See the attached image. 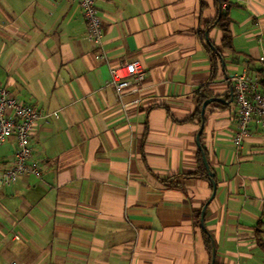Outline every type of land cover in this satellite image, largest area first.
Returning <instances> with one entry per match:
<instances>
[{
    "label": "crops",
    "instance_id": "obj_1",
    "mask_svg": "<svg viewBox=\"0 0 264 264\" xmlns=\"http://www.w3.org/2000/svg\"><path fill=\"white\" fill-rule=\"evenodd\" d=\"M95 3L101 47L76 2L0 0V83L51 113L30 133L40 175L0 192V264H210L198 92L228 100V77L264 68V0H231V49L209 25L216 0ZM205 31L224 67L219 57L214 70ZM135 59L146 77L118 99L109 68ZM237 122L233 100L206 107L216 192L204 223L214 264H264V129L251 121L237 149ZM14 149L1 147L5 163Z\"/></svg>",
    "mask_w": 264,
    "mask_h": 264
},
{
    "label": "built area",
    "instance_id": "obj_2",
    "mask_svg": "<svg viewBox=\"0 0 264 264\" xmlns=\"http://www.w3.org/2000/svg\"><path fill=\"white\" fill-rule=\"evenodd\" d=\"M76 2L86 22V38L98 46L103 44L101 17L95 0H56ZM97 59L106 58L102 52ZM110 84L115 96L121 99L132 87L139 88L146 77L142 61L135 59L109 68ZM232 85L233 101L238 110L237 128L232 141L238 149L248 135V126L255 121L264 129V68L260 73H251L247 68L228 78ZM51 113L42 112L32 105L20 101L0 83V149L14 139L15 149L11 161L5 163L0 156V192L10 188L22 175H40L39 166L32 162L30 133L33 126ZM18 239V236H15Z\"/></svg>",
    "mask_w": 264,
    "mask_h": 264
},
{
    "label": "trees",
    "instance_id": "obj_3",
    "mask_svg": "<svg viewBox=\"0 0 264 264\" xmlns=\"http://www.w3.org/2000/svg\"><path fill=\"white\" fill-rule=\"evenodd\" d=\"M231 5V0H216V6H217V10L219 9V7L221 8V12L220 15H217V17L214 19V21H212L211 23H209V25L213 24L215 21V26L220 29V31L222 32V39H221V44L224 48L227 49H231L232 47V32L230 29V24H231V18L229 17V7ZM208 25V26H209ZM203 35V34H202ZM203 37V36H201ZM205 48L207 49V51L210 53L212 59H213V66H214V70L216 68V66L218 65L219 62V55L218 53H220L219 49H211V47L205 42ZM198 101H197V108L195 111V117L200 119V107L202 102L209 98L212 97V95L208 92V91H199L198 92ZM198 163H199V167L204 171L205 173V167L203 165L202 162V158H201V152L200 150L198 151ZM206 174V173H205ZM196 175V173H193L191 176ZM170 179H166L163 180L162 182H168ZM204 235V239H205V243L207 245V248L209 250H211V240L210 237L206 234L203 233Z\"/></svg>",
    "mask_w": 264,
    "mask_h": 264
},
{
    "label": "water",
    "instance_id": "obj_4",
    "mask_svg": "<svg viewBox=\"0 0 264 264\" xmlns=\"http://www.w3.org/2000/svg\"><path fill=\"white\" fill-rule=\"evenodd\" d=\"M220 12H221V8L219 7L218 15H220ZM215 23H216V21H215ZM205 39H206V43L211 47V49L215 50V47L212 45V43L210 42V40L208 38V31H205ZM218 55L220 57L221 64L224 67V65H225L224 59L222 58L220 53H218ZM229 96H230V98L228 100L223 99L221 97L212 96V97H209V98L205 99L202 102L201 107H200V127H199V130H198L197 134H196V143H197V146H198V148H199V150L201 152L202 162H203V165L205 167L206 174L208 176L210 184L212 186V193H211L210 197L208 198V200L205 202L204 206L201 209V213H200V226H201L202 230L210 237V240H211V261H210V264H214V262H215L216 251H215V246H214V240H213L212 236L210 235V233L207 231L205 223H204V214H205V209H206L207 204L209 203V201L215 195V192H216V181L214 179V173L212 172V170H211V168L209 166V163L207 161L206 154H205L204 150L201 147L200 135H201V133L203 131V127H204V114H205L206 107L212 102L230 103L233 100V90H232V85H231L230 82H229Z\"/></svg>",
    "mask_w": 264,
    "mask_h": 264
},
{
    "label": "rangeland",
    "instance_id": "obj_5",
    "mask_svg": "<svg viewBox=\"0 0 264 264\" xmlns=\"http://www.w3.org/2000/svg\"><path fill=\"white\" fill-rule=\"evenodd\" d=\"M10 238H11V237H8V239H7L8 241H7V243L9 242Z\"/></svg>",
    "mask_w": 264,
    "mask_h": 264
}]
</instances>
